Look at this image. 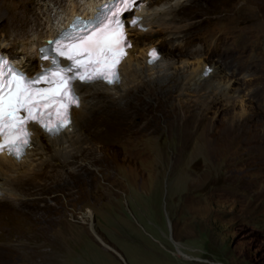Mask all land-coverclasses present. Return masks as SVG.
<instances>
[{
    "label": "rangeland",
    "instance_id": "rangeland-1",
    "mask_svg": "<svg viewBox=\"0 0 264 264\" xmlns=\"http://www.w3.org/2000/svg\"><path fill=\"white\" fill-rule=\"evenodd\" d=\"M41 1L0 0V13ZM177 1L147 0L146 9H169L170 23L132 30L143 70L150 45L174 60L172 89L157 84L162 113L103 135L85 122L89 154L73 159L43 132V153L11 165L0 264H127L106 243L128 264H264V0ZM6 34L0 28V48L38 67L36 53L27 57ZM209 62L219 68L213 80L190 86L192 65ZM102 108L94 119L106 123Z\"/></svg>",
    "mask_w": 264,
    "mask_h": 264
},
{
    "label": "bare ground",
    "instance_id": "bare-ground-1",
    "mask_svg": "<svg viewBox=\"0 0 264 264\" xmlns=\"http://www.w3.org/2000/svg\"><path fill=\"white\" fill-rule=\"evenodd\" d=\"M103 1L104 0H42L40 2L42 4H39V9H36V7L30 8L29 5H23V7L14 9L9 13H0V28L7 30L8 34L5 36H13V40L15 42L21 43L20 46L27 57H34L33 55L36 53L35 55H37V58L39 59L40 45L55 37L63 27H66L71 22L75 14H82L84 16L93 15L97 6ZM181 1L185 0H178L177 2L181 3ZM177 4L175 5L176 7ZM51 5L56 8V12L54 14L51 11ZM140 14L144 16L143 23L149 27H146L145 31H148L151 27H159L160 25L164 26V24H161V22H166L169 24L172 18L169 13V9L160 7L157 9L144 8ZM134 29L136 30V28ZM137 31L140 35L144 34L143 30L137 29ZM153 46L156 45H150L145 49L144 60L148 71L143 70L139 64L135 63V56L132 53L135 49L134 47L133 50L130 51L129 58L122 63V81L120 84L110 86H105L102 82L78 84L77 89L82 95V102L79 108H74L72 111L74 120L73 123L69 125L66 130L62 131L57 137H49L60 155L65 157L68 156L73 159L79 156L84 157L89 154L87 150L83 149V144L86 143V140L82 135L85 122V125H88V127L90 125L93 127V130L97 133V135H103L105 129H109L111 126L117 125V123L120 126L128 124L130 118L135 115L147 114L153 118L156 115H159L160 112L162 113L163 106L160 101V96L157 94V84L162 86L161 90L163 91H167L165 87L172 89L173 82L170 80V75L167 78V75L171 72V68L168 65L169 60L172 59L162 55L156 64H148L146 62V52L148 48ZM141 48L143 49V47ZM172 61L174 62V60ZM183 62L184 59L181 60V63ZM19 64L23 67L29 66L30 68H35L32 71L39 69L40 66L39 65L38 67H35L32 59H30L28 62L24 61V59H20ZM204 66L205 65L202 67L200 64L192 65L188 73V80L191 82L190 86H193V84H198L200 87L205 86L204 84L207 82L209 83L210 80H213L214 76L212 74L219 71V68H215L216 70L214 69L209 76H204L202 74ZM173 69L174 68H172V70ZM166 79H169L168 82ZM129 82L134 83L133 89L131 90V95H134V98L132 99L133 101H128L130 104H128L127 107H124V105L120 104V101L123 100L125 93H127L123 90L129 84ZM108 92L114 93L115 96L110 98L108 96ZM87 96L89 97V100H87ZM116 97H118L119 100H117ZM87 105L91 106V108H89L90 110L84 112V109ZM102 107L109 109V112L107 113H109L111 119L106 123L96 122L94 119L95 114H97L96 111L100 110ZM81 122L84 123L80 125ZM32 127L34 129V133L32 136L31 146L28 150V153L22 158V160L17 161L6 155L0 156V183L1 189L3 191L0 194V199L4 198L6 195L8 197V194L14 196L16 192L10 178L12 174L11 165H16V167L18 166L19 168L20 163L27 161L31 154L43 153L45 147L41 142V134L43 132L35 125H32ZM74 144H76V146H74ZM72 147H74L73 151ZM81 148L82 150L79 152ZM69 149H71L70 153L67 151ZM42 160L45 161L40 162L39 166L44 168L46 167L44 165L46 164L47 158H43L42 156ZM77 164L80 165V163ZM177 244L179 246L181 245L179 242H177ZM181 252L184 253L183 251Z\"/></svg>",
    "mask_w": 264,
    "mask_h": 264
},
{
    "label": "snow or ice",
    "instance_id": "snow-or-ice-1",
    "mask_svg": "<svg viewBox=\"0 0 264 264\" xmlns=\"http://www.w3.org/2000/svg\"><path fill=\"white\" fill-rule=\"evenodd\" d=\"M135 6L136 0H116L105 6L99 23L91 27L78 18L71 31L50 42L54 45L52 55L42 57L50 60L52 67L35 76L15 69L0 56V153L22 156L30 144L31 122L52 134L67 127L70 109L80 103L77 81L111 84L118 80L117 66L126 55L125 48L130 47L121 17ZM137 23L132 20L133 26ZM151 55L156 58L155 51ZM61 57L71 63L62 66Z\"/></svg>",
    "mask_w": 264,
    "mask_h": 264
},
{
    "label": "clouds",
    "instance_id": "clouds-1",
    "mask_svg": "<svg viewBox=\"0 0 264 264\" xmlns=\"http://www.w3.org/2000/svg\"><path fill=\"white\" fill-rule=\"evenodd\" d=\"M104 1H105V0H104ZM104 1H103V2H104ZM103 2H102V3H103ZM138 2H139V1H138ZM144 2H145L144 8H146L147 0H144ZM144 8H143V9H144ZM81 15H82V14H81ZM90 16H92V15H90ZM88 17H89V16H88ZM134 28H136V27H130L129 25L127 26L128 33H129V35H130V37H131V39H132L133 41H134V38L132 37V30H133ZM136 29H138V30H142V29H139V28H136ZM60 31H61V30H60ZM143 31H144V30H143ZM59 33H60V32H59ZM59 33H58V34H59ZM58 34H57V35H58ZM57 35H56V36H57ZM56 36H55V37H56ZM53 38H54V37H53ZM134 42H136V41H134ZM136 47H137V46H136ZM156 47H157V49L159 50V52L161 53V55L164 56L163 52L161 51V48H160L158 45H156ZM0 49H2V48H0ZM2 50H3V49H2ZM132 50H133V48H132L130 51H132ZM3 51L6 52L5 50H3ZM6 53H7L11 58L15 59V57H13L12 55H10L8 52H6ZM132 53H133V52H132ZM131 57H132V54H131ZM147 57H148V56H147V52H146V62H147ZM18 61L20 62L19 59H18ZM158 61H159V60L155 61L153 64H150V65H154V64H156ZM147 63H148V62H147ZM148 64H149V63H148ZM204 65H205V66H204V70H203L202 74H203L204 76H209L210 73L213 72L214 67L211 65L210 62H209V63H206V64H204ZM39 67H40V66H39ZM24 68H25L26 70H28V69L26 68V66H24ZM36 70H37V69H36ZM99 82H100V81H99ZM102 83H103V82H102ZM87 84H89V83H87ZM103 84H104V83H103ZM119 84H120V83H119ZM104 85H105V86H108L107 84H104ZM109 86H110V85H109ZM80 106H81V104H80ZM80 106H79V107H80ZM79 107H74V108H79ZM74 108H73V109H74ZM73 109H72V111H73ZM72 119H73V115H72ZM73 121H74V120H72V123H73ZM72 123H71V124H72ZM71 124H69V125H71ZM69 125H68V126H69ZM68 126H67V127H68ZM67 127H66V128H67ZM66 128H65L64 130H66ZM64 130H63V131H64ZM60 133H61V132H60ZM60 133H59V134H60ZM59 134H58V135H59ZM58 135H57V136H58ZM57 136H54V137H57ZM49 137H50V136H49ZM54 137H52V138H54ZM24 157H25V156H24Z\"/></svg>",
    "mask_w": 264,
    "mask_h": 264
},
{
    "label": "water",
    "instance_id": "water-1",
    "mask_svg": "<svg viewBox=\"0 0 264 264\" xmlns=\"http://www.w3.org/2000/svg\"><path fill=\"white\" fill-rule=\"evenodd\" d=\"M161 51L163 52V54L166 52L164 49H161ZM104 243H106V242H104ZM106 245H108L109 247L114 249L125 260V262L128 264V261H127L125 255L123 254V252L118 247H114V246H112L109 243H106Z\"/></svg>",
    "mask_w": 264,
    "mask_h": 264
}]
</instances>
